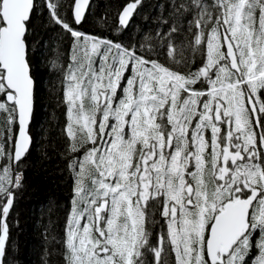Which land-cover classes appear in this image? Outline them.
<instances>
[{
	"label": "snow or ice",
	"instance_id": "snow-or-ice-1",
	"mask_svg": "<svg viewBox=\"0 0 264 264\" xmlns=\"http://www.w3.org/2000/svg\"><path fill=\"white\" fill-rule=\"evenodd\" d=\"M139 3L123 8L121 26ZM44 5L74 38L61 69L73 173L66 264H264V0H180L193 38L178 41L173 23L139 47L77 31L61 0ZM36 7L0 0V264L9 185L22 178L13 162L30 145ZM89 7L71 0L76 24Z\"/></svg>",
	"mask_w": 264,
	"mask_h": 264
},
{
	"label": "trees",
	"instance_id": "trees-1",
	"mask_svg": "<svg viewBox=\"0 0 264 264\" xmlns=\"http://www.w3.org/2000/svg\"><path fill=\"white\" fill-rule=\"evenodd\" d=\"M129 1L134 2L90 0L86 18L80 24L72 18L71 0H61L64 4L61 11L67 14L77 31L128 47H139L146 35L167 32L173 23L183 29L178 41L193 38L187 32L191 14L178 16L173 7L180 0H140L124 27L118 16ZM35 2L37 7L28 34V58L36 81L29 129L32 142L18 166L13 162L15 171H22L23 176L19 187L9 185L14 192V203L7 218L9 238L3 264H66L63 241L73 195V173L69 169L71 154L67 151L69 141L65 131L67 119L61 69H67L71 63L74 38L51 20L44 0ZM200 63L201 56L196 54L191 70ZM2 127L3 116H0ZM16 129L17 124L12 126L13 135H16ZM156 219H160L159 215ZM159 231V225H156L154 232Z\"/></svg>",
	"mask_w": 264,
	"mask_h": 264
},
{
	"label": "water",
	"instance_id": "water-1",
	"mask_svg": "<svg viewBox=\"0 0 264 264\" xmlns=\"http://www.w3.org/2000/svg\"><path fill=\"white\" fill-rule=\"evenodd\" d=\"M133 1H129V2H127L126 4H125V6L128 4V3H132ZM124 6V7H125ZM123 7V8H124ZM123 8H122V10H123ZM121 10V11H122ZM87 11V10H86ZM135 11V10H134ZM121 13V12H120ZM132 17V16H131ZM131 17L129 18V21H130V19H131ZM128 21V22H129ZM33 112H34V107H33ZM32 116H33V114H32ZM32 116H31V118H30V121H29V126H28V134H29V137H30V145H31V142H32V137H31V134H30V132H29V129H30V123H31V121H32ZM16 134H18V123H17V129H16ZM30 145H29V148H30ZM20 174H21V177L23 176V173H21V172H19ZM13 188H15V187H13ZM7 243V242H6Z\"/></svg>",
	"mask_w": 264,
	"mask_h": 264
},
{
	"label": "flooded vegetation",
	"instance_id": "flooded-vegetation-1",
	"mask_svg": "<svg viewBox=\"0 0 264 264\" xmlns=\"http://www.w3.org/2000/svg\"><path fill=\"white\" fill-rule=\"evenodd\" d=\"M157 220H158V219H157ZM252 255H256V251H255V249L253 250ZM249 263H250V258H249Z\"/></svg>",
	"mask_w": 264,
	"mask_h": 264
},
{
	"label": "rangeland",
	"instance_id": "rangeland-1",
	"mask_svg": "<svg viewBox=\"0 0 264 264\" xmlns=\"http://www.w3.org/2000/svg\"><path fill=\"white\" fill-rule=\"evenodd\" d=\"M21 173H23L22 171H20Z\"/></svg>",
	"mask_w": 264,
	"mask_h": 264
},
{
	"label": "bare ground",
	"instance_id": "bare-ground-1",
	"mask_svg": "<svg viewBox=\"0 0 264 264\" xmlns=\"http://www.w3.org/2000/svg\"><path fill=\"white\" fill-rule=\"evenodd\" d=\"M136 10V9H135ZM135 12V11H134Z\"/></svg>",
	"mask_w": 264,
	"mask_h": 264
}]
</instances>
